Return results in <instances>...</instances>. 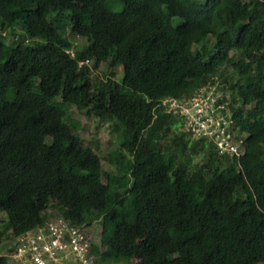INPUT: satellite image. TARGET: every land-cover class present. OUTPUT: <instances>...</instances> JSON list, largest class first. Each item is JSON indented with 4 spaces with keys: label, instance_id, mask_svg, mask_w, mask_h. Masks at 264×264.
<instances>
[{
    "label": "trees",
    "instance_id": "trees-1",
    "mask_svg": "<svg viewBox=\"0 0 264 264\" xmlns=\"http://www.w3.org/2000/svg\"><path fill=\"white\" fill-rule=\"evenodd\" d=\"M118 1L0 0V243L61 215L99 223L103 264H264V0ZM216 81L239 157L161 104ZM70 105L109 122L116 172Z\"/></svg>",
    "mask_w": 264,
    "mask_h": 264
},
{
    "label": "built area",
    "instance_id": "built-area-1",
    "mask_svg": "<svg viewBox=\"0 0 264 264\" xmlns=\"http://www.w3.org/2000/svg\"><path fill=\"white\" fill-rule=\"evenodd\" d=\"M87 63L86 59L79 65ZM212 87L215 88L201 86L190 94L166 97L161 104L166 112L180 118L181 129L189 136L211 141L220 154L239 157L243 153L244 134L237 135L229 100ZM86 227L61 215L51 217L15 236L9 264H103L95 249L99 242H94Z\"/></svg>",
    "mask_w": 264,
    "mask_h": 264
},
{
    "label": "rangeland",
    "instance_id": "rangeland-1",
    "mask_svg": "<svg viewBox=\"0 0 264 264\" xmlns=\"http://www.w3.org/2000/svg\"><path fill=\"white\" fill-rule=\"evenodd\" d=\"M246 1V0H244ZM107 6L110 7L111 9L118 11L121 9V2L118 0H108ZM6 35H8V31L6 32ZM5 41H8V38L4 39ZM75 44L76 46H80L83 43L82 38L75 37ZM115 70V78L119 80L122 77V71L121 67H117L114 69ZM103 71H105V66L104 64H101L95 74L100 75ZM221 83L216 81L214 83V91L221 93V94H227L228 92L224 91L220 85ZM70 114L71 117L77 121L80 122V128L77 130L78 136L83 139V143L87 145H91L95 147L98 145V149L96 152L98 153L100 160H101V165L104 171H109V172H116L117 168L110 164L108 162V154L109 152L113 151L117 147V138H116V133L112 131L111 126L108 121L106 120H100L96 118L95 116H87L82 110L78 109L74 105L69 106ZM194 162H200L201 158L195 157L193 159ZM105 181V179L103 178ZM54 211V210H52ZM55 213V212H54ZM51 213V214H54ZM5 219L4 213L0 211V223L3 222ZM88 228L86 227V230L91 233V235L94 238V242L98 243L99 242V231H100V225L97 221L92 222L90 225H87ZM12 239L7 240L4 239L2 240V243H0V246L7 243H12ZM4 253L2 252L0 248V254ZM132 260H127V261H121L119 263L115 264H130Z\"/></svg>",
    "mask_w": 264,
    "mask_h": 264
},
{
    "label": "clouds",
    "instance_id": "clouds-1",
    "mask_svg": "<svg viewBox=\"0 0 264 264\" xmlns=\"http://www.w3.org/2000/svg\"><path fill=\"white\" fill-rule=\"evenodd\" d=\"M5 34V33H4ZM73 53V52H72ZM86 60V59H85ZM88 60V59H87ZM80 62V61H79ZM90 63V60H88V63L87 64H89ZM80 66V65H79ZM14 238L15 237H13V240H14ZM13 240H12V243H11V249H12V244H13ZM8 258H9V256H8ZM8 264H9V261H8Z\"/></svg>",
    "mask_w": 264,
    "mask_h": 264
}]
</instances>
